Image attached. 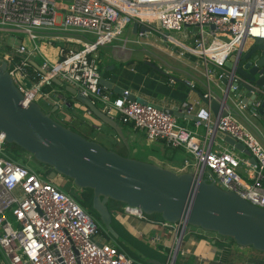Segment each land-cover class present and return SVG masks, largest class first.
<instances>
[{"label": "built area", "instance_id": "2783aa9c", "mask_svg": "<svg viewBox=\"0 0 264 264\" xmlns=\"http://www.w3.org/2000/svg\"><path fill=\"white\" fill-rule=\"evenodd\" d=\"M134 21L138 26L133 41L142 42L143 36L158 32L162 40L179 46L180 55L199 57L207 77L213 74L218 78L231 54L238 53L254 37L264 38V0H0V30L25 32L32 43L30 47L22 42L8 49L3 40L0 61H6L25 101L42 97L54 100V95L61 99L64 88L52 80L56 76L99 103L111 117L144 130L147 139L182 147L192 161L186 159L179 170L190 166L188 170L195 175L264 207V133L250 116L260 117L258 100H235L234 106L225 103L221 108L227 112L215 119L209 105L195 107L188 103L186 112L197 116L195 125L205 121L203 133L197 135L162 107L130 98L126 89L112 98L111 91L99 83V49L117 39L122 40L124 49L129 40L125 30ZM184 28H188L190 44L163 31ZM50 46L53 55L45 50ZM29 59L46 72L31 65ZM207 90L205 96L211 93L209 85ZM217 130L242 142L249 155H239L233 145L219 144L215 140ZM4 142L0 131L3 264H148L117 243L101 240L100 221L64 190V181L46 178L47 170L43 173L16 160L5 152ZM123 211L148 219L137 207L123 205ZM151 221L161 228L151 241H161L167 233H173L167 258L160 264H175L178 251H183L188 223L184 219Z\"/></svg>", "mask_w": 264, "mask_h": 264}, {"label": "water", "instance_id": "95a60500", "mask_svg": "<svg viewBox=\"0 0 264 264\" xmlns=\"http://www.w3.org/2000/svg\"><path fill=\"white\" fill-rule=\"evenodd\" d=\"M137 24V21L133 22L134 31ZM140 28L146 26L141 25ZM29 61L41 72H46L35 60ZM144 63L169 75L151 60L145 59ZM223 66L225 71L217 78L218 84L215 83L221 93L210 87V94L205 96L201 93L203 101L214 115H223L227 111L221 107L228 103L229 97L233 103L235 100L251 103L252 99H256L259 118L264 122V38L254 37L245 42L242 50L231 54ZM52 80L62 85L96 117L115 128L124 140L115 118L75 87L63 83L56 76ZM99 83L111 92H123L122 87L103 75L99 77ZM131 98L136 97L132 95ZM57 106L55 104L51 111ZM163 109L176 114L172 109ZM189 118L196 120L197 116L190 114ZM0 131L5 141L20 146L48 165V178L61 174L71 178L79 187L91 188L92 207L113 235L117 233L111 224L113 210L107 205L109 200L137 207L144 213H159L167 221L184 219L186 223L203 230L230 236L240 246L251 245L264 251V207L190 170L175 171L155 162L122 154L73 130L53 118L38 101H25L24 94L6 68L5 60L0 61ZM216 135L249 155L243 143L229 134L217 130ZM149 261L161 263L154 258ZM0 264H3L1 260Z\"/></svg>", "mask_w": 264, "mask_h": 264}, {"label": "crops", "instance_id": "0c3cea01", "mask_svg": "<svg viewBox=\"0 0 264 264\" xmlns=\"http://www.w3.org/2000/svg\"><path fill=\"white\" fill-rule=\"evenodd\" d=\"M187 30L188 28H184L182 31H178L182 37L179 40L184 42L185 39L186 41L184 43L186 44H188L189 41L191 42ZM131 34H133L135 38L133 23L125 30L124 36L129 38ZM175 37L177 38V36ZM160 39L162 40L161 37ZM119 40L121 39L113 40L110 44L104 46L106 48L101 47L99 50V60L97 63H99L98 66L100 67L101 75L113 80L114 83L122 87L123 90H128V96L130 98L134 95L136 99L152 102L162 108L172 109L176 112V117L181 116V120L184 124H193L191 122L193 119H190L189 115L194 113H187L186 105L188 103H193L195 107L208 106V104L203 101L201 93L204 94L207 92V87L208 85L210 86L209 81L216 78L213 74L207 77L205 73L206 69L201 59L191 53L180 55L178 52L174 53L173 50H167L163 47L170 55L181 59L185 64V66H164L161 62L155 61L146 53L140 58L133 56V52L128 47L122 49ZM142 43H149V41L145 37ZM45 50L48 51L49 55L54 54L53 48H47ZM145 59L155 62L164 71L169 73V75L161 73L144 63ZM187 66L195 69L197 73L192 74L187 71ZM107 90L111 91L109 89ZM121 94L122 93L112 91L111 97L114 98ZM49 99L51 102H55L53 99ZM62 99L64 98L62 97ZM71 100H73V107L71 109H64L65 112L76 114L75 116L79 119H73L80 122L82 121L84 123L83 125H91L96 128L97 139L103 140L102 138L105 137L103 135L109 137L117 136L115 138L117 141L116 144H121V146L128 147V149L134 146L135 151L142 149V152H146V156L154 159L152 162L170 167L175 171H184L183 169L179 170V168L183 167V163L186 159L192 158L182 147L170 146L169 148L171 151L167 152L164 149L165 142L163 140L157 139L151 141L146 138L144 130L142 131L134 128L132 124L122 123V121L115 118L124 136V141L115 128L85 109L73 95L71 96ZM215 117L216 115L212 113V119H215ZM262 124V126L258 124V127H260L264 133V122H262ZM218 138L220 137L216 135L215 140H218ZM220 139L221 140H218L219 144L229 145L222 138ZM150 145L154 146L155 149H149L148 151L145 147L147 146L149 148L151 147ZM214 146L217 147V145ZM237 153L242 156L247 155V153L241 150ZM55 178L56 181L57 179L65 181V178L61 177V175H57ZM111 204L115 221L114 226H112L117 233L113 235L108 231L116 239V241L113 239L112 242L118 243L120 239L126 242L131 251L129 253L132 256L134 255V258H139L147 263H151L149 261L151 258L157 259L153 255L157 249H160L157 245L163 244L166 247L170 246L173 233H167V235L163 236L161 241H151L152 235L158 233L161 229L159 224L153 223L150 218L144 219L135 214L123 211V206L119 203L112 202ZM124 229L129 232L128 235L123 234ZM219 240L221 239L217 238L214 234L208 233V231L204 232L203 229L190 230L189 237L185 241L182 240L181 247L184 249L185 256H183L179 262H188L189 260H187V258H190L188 254L195 257L194 261H192L193 264H210L223 260L224 257L228 256L227 251L229 248L225 245L223 246ZM234 246L235 245L232 244L231 248ZM237 248L238 246L235 250H237Z\"/></svg>", "mask_w": 264, "mask_h": 264}, {"label": "rangeland", "instance_id": "374dc122", "mask_svg": "<svg viewBox=\"0 0 264 264\" xmlns=\"http://www.w3.org/2000/svg\"><path fill=\"white\" fill-rule=\"evenodd\" d=\"M163 31L169 32V33L177 36L178 39L182 38L180 33L178 31H176V30H163ZM87 36H89L91 38L92 35L88 34ZM133 36L134 35L131 34L129 39L132 40V38H134ZM160 36L161 35L158 32H154L153 31L152 33L142 37L143 39H145V37H146L148 39L149 43H142V42H136V41H133V40L132 41L128 40L125 43V47H128L133 52V56L138 57V58H140L141 56H143L146 53L151 58H153L155 61L161 62L164 66H167V65H170V66H185V64L183 63V61L181 59H178L177 57H174L173 55H170L168 53V51L163 49V47H165L167 50L171 49V50L174 51V53H176L179 50V46H175L169 40H163L162 41L160 39ZM3 40L8 44V49L9 48L14 49L15 47H17L22 42L27 47H30L31 44H32L31 40L29 39V37L27 35V33L22 32V31H10V32L6 33L5 31L0 30V43ZM36 41L39 42L38 39H36ZM185 41L186 40L184 39V42ZM119 43H122V40H119ZM190 43L191 42L189 41L188 44H190ZM108 44H110V43H107L106 45H108ZM104 46H103V48H106ZM50 48H51V46H50ZM103 48H102V50H103ZM110 65H112V64H110ZM187 71L191 72L192 74L197 73L195 69L190 68L188 66H187ZM214 76L216 77V75H214ZM215 80H217V78L212 79V80L209 81L210 87H211V89L213 91H216L217 93H221L220 88L218 86H216V84H215ZM57 85H59V84H57ZM60 86H61V88H63L62 85H60ZM62 97H63V95H62ZM62 97L59 100H58V97L56 98L55 95L53 97L54 100H56V103L58 104V107H59L58 111L56 109L51 111L52 107L56 103L55 102H51L48 97H42V98H40L38 100V102H39L40 106L45 111L50 112L51 116L53 118L57 119L60 122L64 123L63 120H69L70 118L79 119L78 117L75 116L76 114H74L72 112H70V113H66L65 112V110L69 109V108L67 107L65 99H62ZM227 102H228L229 105L234 106V103H233L231 97H229L227 99ZM250 116L256 123L260 124L261 126L263 125L262 124V122H263L262 119L255 118L252 115H250ZM177 122L179 124H181V125L186 126L188 129H190L191 131L195 132L197 135H201L203 133V131H204V125L201 124L200 126H196L194 124L193 120H191V122L193 124L186 125L181 120V116H178L177 117ZM139 130H142V129H139ZM103 136H105V137L102 138L103 140H101V139H98V140L100 142H102L108 148H113V149H115L116 151H118V152H120L122 154L130 155L131 157H134V158L147 160V161H151V162H152V160H154V159H151L148 156H146V152H142V149H138L137 151H135L134 150L135 149L134 146H131L128 149V147H123V146H121V144L120 145L116 144L117 141L115 140V138L117 136H115V137H109L107 135H103ZM158 140H160V139H158ZM218 140H221V139L218 138ZM151 141H153V140H151ZM169 147L170 146H168L165 143L164 149L167 152L171 151ZM145 148L148 151H149V149H155L154 146H151L149 148L146 146ZM4 150H5L6 153H8L10 156L15 158L16 160H18L20 162H26L28 166L33 167L37 171H40V172L44 173L47 169H49L48 165H46L43 162L38 161L37 159H35V157L32 154L28 153L25 149L21 148L20 146L14 144V143H10V142L5 141L4 142ZM238 151L239 150H236V152H238ZM189 161L191 162L192 158L189 159ZM189 168H190V166H188V169ZM45 177L47 178V176H45ZM64 178H65L64 179L65 181L63 183L64 190L70 192L74 196V198L80 203V205H82L85 208V210L89 211L93 216H95V214L88 209L89 204H88V201H87V195L84 192L83 188L77 186L73 182V180L71 178H69L67 176H65ZM111 202H113V201L109 200V204L110 205H111ZM116 203H119L120 205H123L122 202H116ZM146 214H147L148 218L154 219L156 221H159V220L162 219L159 214H154V215L149 214V213H146ZM96 219L98 221H100L98 219V217H96ZM100 224H101V228H102L103 233H105V234L102 233L101 235H99L100 239L101 240H106V241H109V242H112L113 239L116 241L115 237H113L107 231L104 223L102 224L101 221H100ZM166 229H167L166 227L163 228V231H165V233L167 232ZM192 229L201 230L202 228H200L199 226H196V225L188 224L187 228H186V232H185V234L183 236V239H182L183 241H185L189 237L190 230H192ZM123 231H124L123 232L124 235H128L129 234V232L126 229H124ZM207 231H208V233L214 234L217 238L221 239V241H222L221 244H223V246H224L225 243H230V241H231V237L230 236H222V235L216 233L215 231L204 230V232H207ZM129 237H131V236H129ZM157 247L160 248V249H157L153 255H154L155 258L160 260L161 263H164L166 258H167L168 247L164 246L163 244H161V245L159 244V245H157ZM247 249H250V247H246L245 246V247H239L238 248V250L241 251L242 253H245L247 251ZM183 251H184V249H183ZM183 251L182 252H181V250L178 251L175 264H181L179 261L182 259L183 256H185ZM188 255L190 257V258H187V260H189L188 262L194 261L195 257L193 255H191V254H188ZM235 255H237V254L234 253V255H232L231 258L236 260L237 256H235ZM0 258L3 259L1 253H0ZM142 262H145V261L143 260ZM148 264H153V263H148Z\"/></svg>", "mask_w": 264, "mask_h": 264}, {"label": "trees", "instance_id": "16d2710c", "mask_svg": "<svg viewBox=\"0 0 264 264\" xmlns=\"http://www.w3.org/2000/svg\"><path fill=\"white\" fill-rule=\"evenodd\" d=\"M62 95H63V98L66 101L67 107L69 109H71L73 107V100H71V96L72 95L68 91H66L65 89H64V92H63ZM97 105H99V103H97ZM56 110L57 111L59 110V107L58 106H57ZM63 121H64V123L63 122H61V123L65 124V125H67L69 127H71L73 130H76V131L80 132L81 134H83L84 136H86L88 138L95 139V140L99 141L96 138V131H97V129L94 128V127H92L91 125H89V126L83 125L84 123L82 121L81 122L80 121H76L73 118H70L69 120H63ZM122 123H130V124H132L131 122H122ZM83 190H84V192L87 195V201H88V204H89L88 209L91 212H93L95 214V216L98 217V219L103 224V222L100 219L98 213L92 207V189L91 188H83ZM107 205L110 208L112 207V204L110 205L109 202L107 203ZM149 214L154 215V214H159V213L154 212V213H149ZM114 222H115L114 221V218H112L111 224L113 226H114ZM102 233H103V231H102ZM219 241L222 243L221 240H219ZM117 244L120 247L124 248L128 253L131 252L130 251V248H129V245L126 242L122 241L121 239L118 241ZM232 244L235 245V246L231 248V245ZM224 245L227 248H229V250L227 251L228 256L227 257H224L223 260H220V261L214 262V263H210V264H264V251H262V250L255 249L253 246L247 245L246 247H250V249H247V251L245 253H242L241 251L238 250V248L239 247H245V246L238 245L234 241V239L232 237H231L230 243H225ZM237 246H238V248H237V250H235V248ZM234 253L237 254V255H235V256H237V259L236 260L233 259V258H231V256L234 255ZM137 259H139V258H137ZM139 260H142V259H139Z\"/></svg>", "mask_w": 264, "mask_h": 264}, {"label": "flooded vegetation", "instance_id": "af4514ba", "mask_svg": "<svg viewBox=\"0 0 264 264\" xmlns=\"http://www.w3.org/2000/svg\"><path fill=\"white\" fill-rule=\"evenodd\" d=\"M46 169V168H45Z\"/></svg>", "mask_w": 264, "mask_h": 264}]
</instances>
